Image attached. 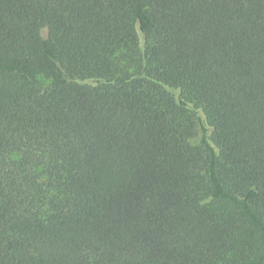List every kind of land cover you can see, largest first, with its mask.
I'll return each mask as SVG.
<instances>
[{"label":"trees","instance_id":"16d2710c","mask_svg":"<svg viewBox=\"0 0 264 264\" xmlns=\"http://www.w3.org/2000/svg\"><path fill=\"white\" fill-rule=\"evenodd\" d=\"M0 264H264V0H0Z\"/></svg>","mask_w":264,"mask_h":264},{"label":"rangeland","instance_id":"374dc122","mask_svg":"<svg viewBox=\"0 0 264 264\" xmlns=\"http://www.w3.org/2000/svg\"><path fill=\"white\" fill-rule=\"evenodd\" d=\"M46 33V30H44V34Z\"/></svg>","mask_w":264,"mask_h":264}]
</instances>
